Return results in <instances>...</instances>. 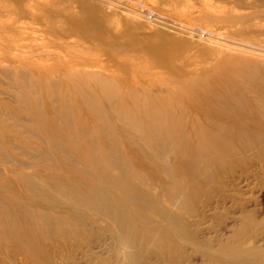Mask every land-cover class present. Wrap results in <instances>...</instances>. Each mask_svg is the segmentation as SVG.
Returning <instances> with one entry per match:
<instances>
[{
  "label": "rangeland",
  "instance_id": "374dc122",
  "mask_svg": "<svg viewBox=\"0 0 264 264\" xmlns=\"http://www.w3.org/2000/svg\"><path fill=\"white\" fill-rule=\"evenodd\" d=\"M184 99L264 108V0H0V264L264 252V140L229 154Z\"/></svg>",
  "mask_w": 264,
  "mask_h": 264
},
{
  "label": "bare ground",
  "instance_id": "6f19581e",
  "mask_svg": "<svg viewBox=\"0 0 264 264\" xmlns=\"http://www.w3.org/2000/svg\"><path fill=\"white\" fill-rule=\"evenodd\" d=\"M89 82L90 81L87 80V83H89ZM101 83H102L101 80L99 78H96L95 86L98 88L100 95L106 92L105 90H101V88H100ZM113 92H116V91H113ZM184 102H186V104H189L190 108H193V110L197 113V116L199 118L197 120L199 121L201 126H202V124H206L207 126H212V125L216 126L217 125L216 122L218 120L222 121V122L228 121L227 123H225V126H226L225 132H226V135L230 138L231 143L223 145L222 148L227 150V152L229 154L234 150V148H233L234 144L237 146H240L244 150L247 149L246 147H243L244 145H248V146L252 147L251 145L256 140V138H254V135L259 136V137H257V140H264V118H262V115L259 116L262 109H264V108H257V109L253 108V109L247 110L246 109V108H248L247 105L245 106L246 108L243 109V108L239 107V104H236V102L234 103V101L227 102L229 107H226V106L221 107L218 100L217 101L208 100L207 102H204V103H198V104L195 103L194 104L193 102H191V99H184ZM86 103H91V101L89 99H86ZM91 104H88V105H91ZM119 108H122L121 110H122L123 114L127 110V108L124 106H117V109H119ZM187 108L189 109V107H187ZM225 108H231V111L226 110ZM126 115H122V116H126ZM182 122H183V120H182ZM149 126H150V122H149ZM161 126H162V123H161ZM158 128H159V126L155 122H153V124H152V130L153 131L152 130L149 131L150 134L153 136L156 135ZM216 128L218 129L219 126H217ZM144 130L146 132H148V129H144ZM217 136H219V135H217ZM215 142L218 143V141H215ZM232 142H234L233 145H232ZM148 164H152V163H148ZM151 166L154 168L153 170L155 171L153 173H158V172L162 171V169L159 171L158 168L154 167L153 165H151ZM165 173L161 172V174L163 176H166ZM165 181L166 180H163L161 182L157 181V182L159 183V185L164 186V184L166 183ZM173 181L175 182V185H176V183L179 184V182H177L175 179ZM243 183H245V182H243V181L240 182V184H242V185H243ZM161 186H159V187H161ZM243 187H246V184ZM178 192H179L178 190L174 189V193L172 194L173 197L176 198L175 201H177L179 199V198H177V197H179ZM140 197H141L142 204H144L143 197L142 196H140ZM91 199H93V201H95L96 203H94L90 199H87L88 201L85 200V206H86V204L96 205L97 206L96 211L98 210V212H99V213H97L98 216H101L103 218V215L106 216L107 214H109V217L112 215L111 213L106 212V211L110 212L111 208L108 205L109 203L107 201H105L103 197H100V198L97 197L96 198V195H93V197H91ZM160 202H161V200H160ZM75 204H77V203H75ZM176 207L181 209L178 205H176ZM179 209L175 208V210H172V211L169 210L168 211L166 206L164 208L159 207L156 211V214H157L156 218L159 219V222H167V224H170L172 222H178V221H180V218L177 214L178 212H180ZM130 223H131V221H130ZM173 228H175V226H173ZM175 230L177 231L176 228H175ZM129 232L132 234L130 227H129ZM131 234L124 233L125 237H121L120 233L117 234V236H116L117 240L116 241H117L120 252L124 253L125 249L133 246V245H130L131 236H132ZM245 247H247V246H240L239 247L237 255L238 256L241 255V256L237 257V258L233 257L232 255H231V258L228 255H219V256H221V258L217 259V262H218L217 264H226V261H229V260H233L234 262H236L235 264H241L240 262L243 260L247 261L245 264H264V252H259L255 247H251V248L250 247L245 248ZM139 253L140 252L137 248L136 253L134 255L136 256Z\"/></svg>",
  "mask_w": 264,
  "mask_h": 264
}]
</instances>
